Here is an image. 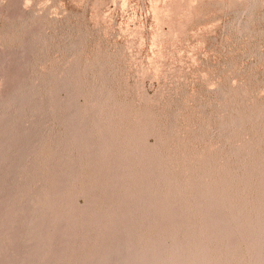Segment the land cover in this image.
Here are the masks:
<instances>
[{"label": "rangeland", "instance_id": "374dc122", "mask_svg": "<svg viewBox=\"0 0 264 264\" xmlns=\"http://www.w3.org/2000/svg\"><path fill=\"white\" fill-rule=\"evenodd\" d=\"M35 201L67 218L41 258ZM207 214L232 228L211 264H251L264 0H0V264H95L111 237L190 253Z\"/></svg>", "mask_w": 264, "mask_h": 264}, {"label": "bare ground", "instance_id": "6f19581e", "mask_svg": "<svg viewBox=\"0 0 264 264\" xmlns=\"http://www.w3.org/2000/svg\"><path fill=\"white\" fill-rule=\"evenodd\" d=\"M14 99L15 97H12L11 101H14ZM75 129L76 132L69 129L70 136L74 140H77L79 134L76 127ZM48 137L50 136L48 135ZM98 150V148H93L89 152L91 153ZM35 203L36 205L33 207V210L35 211V213H37L35 214L36 218L22 217L21 221L34 222L32 232L29 237L31 239L38 237L41 241V245L37 247L33 253V256H40L41 258V256L46 252L47 247H51L52 245L50 242L51 227L56 229L54 234L57 237L62 238L64 236L65 230L63 228V223L67 218L63 219L62 217L64 216H56L52 221H49L45 216V212L42 213L41 211V207L44 205H40V201H35ZM47 203L49 204V201ZM42 204H46V202H43ZM202 228L203 233L199 237V241L194 248L195 250L190 253L183 251V246L188 243L187 238L183 241H179L175 235H172V243L169 247H166L165 245L160 244L157 241H152L147 246V249L142 251H140V248H138L136 243L130 238L127 241H122L123 243L116 244V238L111 237L108 239V242L103 245L102 254L100 257L101 259L95 264H106L108 258L110 260L111 257L113 258V264H211V258L207 253L208 240L221 237H229L232 232V228L229 227L227 220L222 214H207L204 219ZM123 229L129 232V225H125ZM247 242L250 246V249L254 253L253 261L251 264H264V221H257L255 224L251 225L248 228ZM58 243L57 244L59 245V249H61L60 241H58ZM228 246L230 247L231 245ZM54 250H56V248H54ZM17 259L18 257L11 255L6 258V263L17 261ZM39 264H45V262L42 260Z\"/></svg>", "mask_w": 264, "mask_h": 264}]
</instances>
